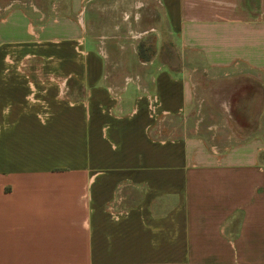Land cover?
<instances>
[{
  "label": "crops",
  "instance_id": "1",
  "mask_svg": "<svg viewBox=\"0 0 264 264\" xmlns=\"http://www.w3.org/2000/svg\"><path fill=\"white\" fill-rule=\"evenodd\" d=\"M0 264H264V0H0Z\"/></svg>",
  "mask_w": 264,
  "mask_h": 264
},
{
  "label": "rangeland",
  "instance_id": "2",
  "mask_svg": "<svg viewBox=\"0 0 264 264\" xmlns=\"http://www.w3.org/2000/svg\"><path fill=\"white\" fill-rule=\"evenodd\" d=\"M165 36H160L159 38V44L156 45V47H154L155 52L157 51V57L159 58H163V59H168V61L170 62H174L175 57V52L172 49V43L170 41H167L166 38H164ZM151 44H153L152 40H151ZM154 45V44H153ZM201 80V79H199ZM202 82V81H201ZM200 83V82H199ZM193 84L196 86L197 81H193ZM194 117L193 115L189 116V119L191 120V118Z\"/></svg>",
  "mask_w": 264,
  "mask_h": 264
},
{
  "label": "built area",
  "instance_id": "3",
  "mask_svg": "<svg viewBox=\"0 0 264 264\" xmlns=\"http://www.w3.org/2000/svg\"><path fill=\"white\" fill-rule=\"evenodd\" d=\"M150 100H151V101H154V100H155V97H154V96H152V98H150Z\"/></svg>",
  "mask_w": 264,
  "mask_h": 264
}]
</instances>
